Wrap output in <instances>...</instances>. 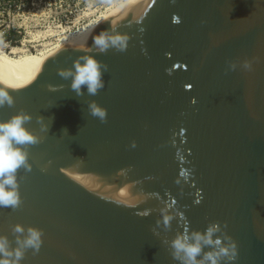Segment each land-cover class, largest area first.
Listing matches in <instances>:
<instances>
[{"label": "water", "instance_id": "1", "mask_svg": "<svg viewBox=\"0 0 264 264\" xmlns=\"http://www.w3.org/2000/svg\"><path fill=\"white\" fill-rule=\"evenodd\" d=\"M104 26L73 54L0 69L14 98L0 122L26 114L40 137L23 146L31 170H17L21 204L0 207V236L14 249L42 231L21 264H180L171 242L218 224L232 264H264V0H140ZM101 31L127 35L126 50L98 54ZM86 55L108 68L94 96L58 75Z\"/></svg>", "mask_w": 264, "mask_h": 264}, {"label": "clouds", "instance_id": "2", "mask_svg": "<svg viewBox=\"0 0 264 264\" xmlns=\"http://www.w3.org/2000/svg\"><path fill=\"white\" fill-rule=\"evenodd\" d=\"M176 0H170L175 4ZM128 36L121 34L110 35L106 31H101L92 38V47L98 54H104L109 49H116L123 52L127 48ZM83 63L76 61L74 69L60 70L58 75L67 80L71 78V88L79 95L82 86H86L89 95H96L105 86L103 72L107 71L106 65H101L94 56L86 55L81 58ZM230 69L235 70L236 65L231 64ZM242 67L251 70L252 64L246 60ZM103 69V71H102ZM50 91H56L53 86H49ZM14 98L8 91L0 90V107L5 105L11 107ZM89 112L93 117L99 118L101 122L106 120V110L94 102L89 104ZM30 119L26 114H17L8 121L0 122V207L15 210L21 204L20 193L18 191L17 170L25 168L30 171L28 153L23 146L40 143V137L34 135L25 128V123ZM46 126H42L41 131H46ZM66 132V130H65ZM148 213L145 212L144 215ZM171 217H165L164 223L167 226ZM159 223V222H158ZM14 233H23L21 225H15L12 229ZM220 231L218 224L210 225L204 233L195 232L191 235L185 233L178 236L171 242L172 256L180 264H222V258H226V264L235 261L238 252L234 243H225L219 237L213 239L214 235ZM41 230L29 228L27 236L20 240L17 238V247L11 248L6 236H0V264H21L24 259L25 250L32 249L33 253H38L42 246ZM205 246H211L212 251L204 253Z\"/></svg>", "mask_w": 264, "mask_h": 264}, {"label": "rangeland", "instance_id": "3", "mask_svg": "<svg viewBox=\"0 0 264 264\" xmlns=\"http://www.w3.org/2000/svg\"><path fill=\"white\" fill-rule=\"evenodd\" d=\"M121 0H0V49L9 54L12 47H21L36 54L43 43L56 44L54 37L37 35L49 27L64 28L74 34L106 15ZM78 18V19H77ZM61 27V28H59ZM14 29L19 39L15 46L3 34Z\"/></svg>", "mask_w": 264, "mask_h": 264}, {"label": "bare ground", "instance_id": "4", "mask_svg": "<svg viewBox=\"0 0 264 264\" xmlns=\"http://www.w3.org/2000/svg\"><path fill=\"white\" fill-rule=\"evenodd\" d=\"M140 0H121L117 2L113 9L106 15L101 16L96 21L91 22L82 30L68 34L64 28L59 31L48 28L44 32H38L44 39L46 37H54L56 44L43 43L42 49L36 54L28 53L23 48L17 46L12 47L9 54L0 49V69L9 74L17 73L27 67L37 65L59 52L66 54H73L90 38L94 30L100 26L112 27L119 22V20L129 12ZM78 19V18H77Z\"/></svg>", "mask_w": 264, "mask_h": 264}, {"label": "trees", "instance_id": "5", "mask_svg": "<svg viewBox=\"0 0 264 264\" xmlns=\"http://www.w3.org/2000/svg\"><path fill=\"white\" fill-rule=\"evenodd\" d=\"M4 40L9 42L11 46H15L14 42L19 39V36L16 35V31L14 29H11L8 32H5L3 34Z\"/></svg>", "mask_w": 264, "mask_h": 264}]
</instances>
